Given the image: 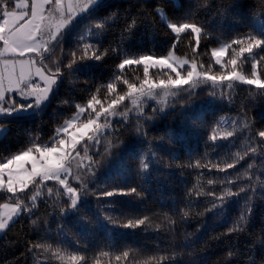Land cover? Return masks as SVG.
Here are the masks:
<instances>
[{
    "label": "trees",
    "instance_id": "trees-1",
    "mask_svg": "<svg viewBox=\"0 0 264 264\" xmlns=\"http://www.w3.org/2000/svg\"><path fill=\"white\" fill-rule=\"evenodd\" d=\"M157 6L163 7L173 22H183L189 14L187 22H194L204 30L199 45L190 29L177 40L156 13ZM133 18L135 27L130 33L125 32L126 24ZM256 18L264 22V0H106L91 19L80 17L63 32L59 47L45 53L48 59L44 63L54 68V62H59L63 72L50 104L36 115L0 118L6 127L0 137V162L33 147V143L52 145L57 128L76 113L77 104H86L97 88H100L98 99L103 104L124 94L127 86L122 81L116 83L113 93L101 87L112 80L114 73L120 74L116 66L123 58L121 50L135 56L157 57L172 51L190 61L195 59L203 72L226 75L232 66L228 63L226 68L218 66L211 55L212 49L246 33L255 34ZM100 21H105L104 29L96 30L94 35L88 33V28ZM84 43L92 44L100 52L108 50L107 55L100 61H78L74 68L81 64L89 67L73 73L64 65L72 60L73 52L77 57L82 54L83 49L78 45ZM236 70L250 75L251 63ZM258 70L264 79V62ZM123 75L139 85L144 79L143 66H127ZM169 77L175 79L176 73L149 70V79L153 81ZM213 91L216 95H209ZM221 91L222 87L214 89L199 83L181 85L173 90L175 95L167 100L162 111L154 112L153 109L162 107L149 104L142 116L132 113L115 121L111 130L100 135V143L89 147V155L99 165L94 168L95 175L84 176L89 194L82 199L79 211L62 215L60 209H67L66 198L53 203L59 185L47 181V186L54 188L53 197L47 203L37 201L34 214L20 215L0 235V264H65L53 255L57 248L63 254L84 256L81 264H249L250 259L255 264H264L261 138L256 137L255 156L250 154L235 168L225 171L219 168L232 163L234 153L242 155L246 151L243 138L248 133L226 140L218 138L215 142L209 139L213 128H218L222 135L232 131V121L244 119L250 122L253 135L264 130V94H261L264 89L235 82L231 90L223 89V96ZM125 106L129 107V102ZM138 125L143 127L146 136L137 133ZM109 142L114 146L105 155ZM142 159L149 164L146 171L141 170ZM253 160L254 167L249 171L255 192L228 196L222 210L209 211L214 197L207 193L212 191L219 196L226 187L236 193L240 187L247 186L249 180L243 177L231 185L219 181L235 178ZM197 161L200 167L195 166ZM210 179L216 183L208 184ZM33 188L29 186L28 195ZM129 188H136L140 195H101L105 191ZM198 191L204 194L196 195ZM5 202L0 199V204ZM246 204L251 212L244 231L229 233L228 229L245 211ZM185 211L189 213L187 217L183 216ZM141 219H145L142 225L124 226ZM36 244L51 245L52 250L33 247ZM229 251L233 252L232 257L228 256Z\"/></svg>",
    "mask_w": 264,
    "mask_h": 264
},
{
    "label": "snow or ice",
    "instance_id": "snow-or-ice-1",
    "mask_svg": "<svg viewBox=\"0 0 264 264\" xmlns=\"http://www.w3.org/2000/svg\"><path fill=\"white\" fill-rule=\"evenodd\" d=\"M102 0H0V42L3 43V48L0 49V58L5 54L25 56L26 53L35 54L27 60L16 59H2V71H0V118L4 116L23 117L28 115H36L43 111L50 102L51 97L56 95L58 88V81L63 76L62 68L59 62H54L55 67L50 68L44 63L48 56L45 53H51L56 47H59L64 39L63 29L71 23L78 14L81 19H91L101 6ZM156 13L159 15L161 21L171 29V32L176 34L177 40L181 33L191 30L196 35V42L199 45L200 37L204 34L202 27L197 26L196 23H189L188 15H185L184 21L177 20L173 22L168 19V14L161 6L156 7ZM136 20L133 18L126 24L125 32L130 33L135 27ZM105 21L97 22L88 28V33L95 34L96 30H103ZM206 35V34H205ZM47 36V39L44 37ZM84 36L81 35V40ZM235 46V47H234ZM82 54L77 57L76 52L72 53V60L64 65L65 68L71 72L84 71L89 66L81 64L74 68L78 61L86 60L100 61L107 51L100 52L98 48L90 43H84L82 46ZM175 44H173V48ZM231 50V58L227 61L232 66V71L227 75H209L208 72H197V64L195 59L190 63V69L187 71L186 78L181 76L180 71L177 70L176 62L180 68L185 64H189L187 59L180 60L176 58L173 60L174 53L169 51L167 56L156 58L152 55L135 56L121 50V62L116 66L120 70V74H113L112 80L106 87L109 93L115 92L117 82L122 81L127 86V91L124 94L117 95L111 99L107 107L98 99L97 94L100 88H97V93L91 95L86 106L77 104V112L72 118L65 121L64 125L57 128V135L52 138V146L45 144L43 146L33 143V147L20 151L18 154L12 155L10 158L0 162V199L7 202L0 204V232L9 228L10 223H15L14 218L22 214H34L33 209L38 207L37 201L47 203L54 194V188L47 186V181H54L58 188L55 189V199L53 203H58L61 197L66 198L67 209L61 208V214L67 212H78L82 199L88 193V186L84 180L86 175H95L94 168L99 165L98 160H93V157L88 155L89 147L100 143L101 129L109 127V117L117 115V107L125 99L130 100L132 108L125 106L124 111L119 115L127 118L129 111H136L138 116L143 115V102L145 99H157L161 95L157 90L163 92L166 98L168 95H175L170 90L173 87H179L182 84H189L194 79L203 81H212L213 85L217 82L221 83V96L225 94L223 89L231 90L235 82L246 85H254L257 89H264V79L261 77V72L258 70L262 62H264V22L256 26L255 34L252 32L246 33L243 36H238L230 42L222 43L219 48L212 49L211 55L215 58V62L225 67L221 63V58ZM91 51V55L89 52ZM112 51H116L112 49ZM195 52V49H193ZM38 58V59H37ZM251 63V74L245 75L243 72H238L236 69L243 68L245 63ZM39 65V66H37ZM143 65L144 79L136 83L129 82L124 77L123 71L126 66ZM167 67L172 72L176 73V78L169 77L167 80H159L158 82L149 79L150 67ZM19 68V71H17ZM38 78V79H37ZM227 81L225 84L224 82ZM264 94V93H261ZM209 95L215 96L216 92H210ZM19 97V99H17ZM67 103V101H63ZM163 106H167V101H162ZM97 105L99 109L97 110ZM88 109L95 113L93 118L91 114L82 123L77 126L76 121ZM161 109H153L154 112L162 111ZM101 116L104 117V122L100 123ZM151 119V117H146ZM232 131H227L222 135L219 134L218 128H213L209 139L215 142L218 138L226 140L237 134H248L243 138V145L246 151L241 155L239 152L234 153V160L232 163H227L224 168H219L218 165L212 167L219 168L220 171L235 168L241 160L250 154L255 156L258 152L256 146V137L261 138L259 150L264 152V130L256 132L254 135L251 132V125L246 119L240 121H232ZM75 128V131L69 135V129ZM5 129L0 123V135H3ZM137 133H143V127L139 126L136 129ZM61 133L69 135V139L58 138ZM79 133V135H77ZM145 136L146 133H143ZM87 140L83 144L84 156L81 157L77 145ZM171 139V137H169ZM114 145L109 142L105 148V155L108 154V148ZM73 153H75L73 155ZM38 154V155H37ZM89 161L88 164L84 160ZM255 160L247 165L242 173H237L235 178L221 179L219 183L231 185L235 180L242 177L249 180L247 186L239 188V191L233 193L230 187H226L217 196L215 192H208L207 195L213 196L211 202L212 208L220 211L226 204V197L239 195V193L252 191L255 192V186L251 184L252 174L249 170L253 169ZM30 165V167H29ZM141 170L146 171L149 164L143 159L140 163ZM192 166V165H190ZM196 167H200L199 161L196 162ZM75 169V172H74ZM69 177L78 182V187H73L69 183ZM216 183L214 180H208V184ZM34 188L31 195L27 194L29 186ZM195 187V186H194ZM61 189L63 191H61ZM190 190V194H191ZM137 192L136 188H129L127 191L123 189H116L113 191H105L101 195L112 197L114 195H128ZM24 194V195H21ZM202 192H196V195H202ZM219 201V203H217ZM251 212L250 206L246 204L245 211H242L239 218L234 221L233 226L228 229L229 233L244 231L248 216ZM188 212H183V216L187 217ZM110 219V218H109ZM147 219V218H145ZM145 219L137 220L135 223L129 221L125 227H136L145 223ZM36 224V220L32 221ZM33 247L42 248L44 251L52 250L51 245L36 244ZM53 255L57 259L64 261L65 264H81L85 257L78 254H63L59 248L53 251ZM104 255H107L105 253ZM128 254L125 252L124 256ZM228 256L232 257L233 252L229 251ZM120 259L119 256L116 257ZM164 259L163 257L160 258ZM249 264H255L254 260H249Z\"/></svg>",
    "mask_w": 264,
    "mask_h": 264
},
{
    "label": "rangeland",
    "instance_id": "rangeland-1",
    "mask_svg": "<svg viewBox=\"0 0 264 264\" xmlns=\"http://www.w3.org/2000/svg\"><path fill=\"white\" fill-rule=\"evenodd\" d=\"M106 0H102V3L103 2H105ZM31 2V0H29V3ZM101 3V4H102ZM81 15L82 14H78L76 17H75V19L74 20H72L71 21V23H69L64 29H63V32H65L74 22H76L80 17H81ZM261 22H263V20L261 19V18H256V20H255V27L259 24V23H261ZM176 35V34H175ZM44 39H47V36H45L44 37ZM4 46H3V43L2 42H0V49H2ZM219 48V47H218ZM217 49V48H216ZM228 54H229V52L227 53V54H225L222 58H221V63L222 64H224L225 65V67H223V68H226V66H227V61H228ZM168 55V54H167ZM167 55H165V56H167ZM32 57H35V54H30V53H26L25 54V56H23V57H21V56H19V55H15V54H13V55H9V54H5V56L4 57H2V58H0V60H2V59H16L17 61H19V60H27V59H30V58H32ZM154 57H156V58H159V57H157V56H154ZM161 57V56H160ZM176 58H179L180 60H183V59H187L186 57H181V56H178V55H176V54H174V57H173V60L174 61H176ZM38 59V58H37ZM188 61H189V64H185L184 66H183V68H180L179 67V65H178V62H176V66H177V70L178 71H180V73H181V76L183 77V78H186V76H187V71L190 69V63H191V61L189 60V59H187ZM213 60L215 61V58L213 57ZM216 63V62H215ZM217 64V63H216ZM218 66H221L220 64H217ZM37 66H39V65H37ZM133 66H137V65H133ZM140 66H143V65H140ZM127 67V66H126ZM151 69H158V70H170L171 71V69H169V68H167V67H160V66H157V67H150L149 68V70H151ZM3 69H2V65H0V71H2ZM17 71H19V68H17ZM196 71L197 72H203V71H201L198 67H197V69H196ZM230 71H232V70H230ZM229 71V72H230ZM238 71V70H237ZM228 72V73H229ZM238 72H240V71H238ZM175 73V72H174ZM227 73V74H228ZM226 74V75H227ZM210 75V74H209ZM38 79V78H37ZM193 83H199V84H201V85H210V86H212L214 89H220V87H221V83L220 82H217L215 85H213V82L212 81H207V82H205V81H203L202 79H199V80H196V79H194L191 83H189V84H193ZM225 84L227 83V81H225L224 82ZM237 83H239V82H237ZM241 84V83H240ZM182 85H185V84H182ZM176 87H173V88H171L170 90H168L169 92H171V93H173V90L175 89ZM158 92H160L161 93V95L160 96H158L157 97V99H145L144 100V102H143V109L147 106V105H149V104H155V105H157V106H159V107H165V106H163V104H162V101L164 100V99H166V101L172 96L171 94L170 95H168L166 98L163 96V92L161 91V90H157ZM17 99H19V97H17ZM127 102H129V107L128 108H132V105H131V103H130V100H126ZM125 101V102H126ZM125 102L123 101L122 103H120L119 105H118V107H117V109H116V111H117V115H115V116H111V117H109V127H107V128H104V129H101V133H100V135L102 134V133H104L105 131H108V130H111L112 129V125H113V123L115 122V121H117V120H121V119H125V117H123V116H121V115H119V113L120 112H122V111H124V109H125ZM110 102H107L106 104H104V106L105 107H107L108 106V104H109ZM87 105V103L86 104H84V105H82V106H86ZM97 107V110L99 109V105H97L96 106ZM77 112V111H76ZM132 113H137L136 111H129L128 112V115L127 116H129L130 114H132ZM91 114V116L94 118L95 117V113L94 112H92V110L91 109H88L85 113H83L81 116H80V118L76 121V123H77V126H81L82 125V123L88 118V116ZM12 116H15V114H13ZM4 117H11V116H4ZM4 117H2V118H4ZM73 117V116H72ZM71 117V118H72ZM100 123H103L104 122V117L103 116H101V118H100V121H99ZM64 125V124H63ZM61 127V126H60ZM59 127V128H60ZM3 128L5 129V131H6V127L5 126H3ZM5 131H4V133H5ZM75 131V128H72V129H69V135L72 133V132H74ZM3 133V134H4ZM57 135V133H55V136ZM69 135H65L64 133H61L60 134V136L58 137V138H64V139H69ZM77 135H79V133H77ZM3 135H0V137H2ZM83 144H84V142H82L81 144H79V145H77V149L80 151V155H81V157H83L84 156V152H83ZM49 146H52V145H49ZM89 152H90V149H89ZM89 152H88V155H89ZM75 153H73V155H74ZM38 155V154H37ZM8 159V158H7ZM84 163L85 164H88L89 163V161H87V159H85L84 160ZM29 167H30V165H29ZM74 172H75V169H74ZM69 183H71L72 184V186L73 187H76V185H78V182H76V181H74L73 179H72V177H69ZM63 191V190H62ZM3 204V203H2ZM18 217H16V218H14L15 220L17 219ZM11 224V223H10ZM5 231V230H4ZM4 231H2V232H0V235L4 232Z\"/></svg>",
    "mask_w": 264,
    "mask_h": 264
}]
</instances>
